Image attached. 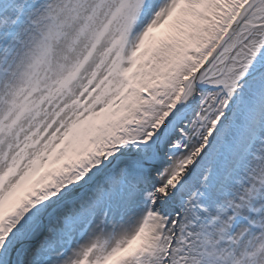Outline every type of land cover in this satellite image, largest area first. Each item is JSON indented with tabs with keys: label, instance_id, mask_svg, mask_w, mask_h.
<instances>
[{
	"label": "snow or ice",
	"instance_id": "6c2138e0",
	"mask_svg": "<svg viewBox=\"0 0 264 264\" xmlns=\"http://www.w3.org/2000/svg\"><path fill=\"white\" fill-rule=\"evenodd\" d=\"M0 264H264V0H0Z\"/></svg>",
	"mask_w": 264,
	"mask_h": 264
}]
</instances>
